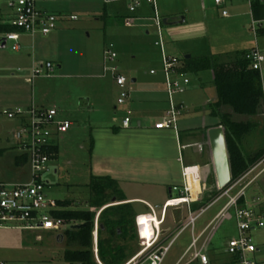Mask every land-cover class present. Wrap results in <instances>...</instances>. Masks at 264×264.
Segmentation results:
<instances>
[{
  "label": "rangeland",
  "instance_id": "374dc122",
  "mask_svg": "<svg viewBox=\"0 0 264 264\" xmlns=\"http://www.w3.org/2000/svg\"><path fill=\"white\" fill-rule=\"evenodd\" d=\"M3 1L0 0L1 3ZM47 1L53 2L56 6L49 7L46 11L62 17L60 19L63 23L58 26L60 27L58 29H61L58 31L61 33L56 41H43L34 44V50L38 49L34 57L37 62L34 65L50 60L55 66L52 74L47 77L43 75L42 71L32 81L29 79L27 83L24 81L23 75L26 70L30 74L33 66L29 65L30 61H28V57L30 59L33 57L31 51L27 55V51L22 45L21 50L17 52L11 48V41H7L5 47L0 48V148H2L0 180L5 183H22L29 182L31 179L27 163L19 166L15 164V157L20 153L14 147L10 134L15 128V123L1 113L2 109L15 104L16 97L19 95H23L30 102L33 100L36 105L55 106L58 109V117L68 119L71 125L56 141L58 149L56 158L49 160L48 170L41 175L42 181L46 182L45 194L55 200H71V209L89 208L95 211L96 217L104 206L96 207L90 204L95 191L88 188L87 184L91 175L103 173L95 170V165L100 164V161H92L91 158L92 138L99 131L95 125L97 117L109 118L117 97V90L110 76L101 77L102 52L106 44L113 43L119 72L127 79V85L134 73H142L151 66L159 65V62L161 64V61H158L159 48L154 45L157 33L155 27L150 29L148 34L146 33L143 24L151 23L147 20L139 22L135 19L132 25H124V14H133L137 11L129 13L126 1L125 3L122 0H114L107 4L104 3V0ZM197 4L198 6L200 4L198 0L194 4L195 8H198ZM204 8L207 16L204 23L200 24L201 16L197 12L194 11L193 14L199 24L194 28L197 38L189 44L194 53H205L210 50L225 56L235 48L243 49L248 44L252 47L256 43L264 54V35H259L256 39L252 35L249 28V6L246 0L228 1L226 4L230 13L228 18L220 15L214 0H204ZM164 29L165 26L162 25L164 45L167 47L169 43L165 38ZM167 37L170 40V45L175 47L187 45L182 41H172L173 37L169 32ZM34 39L37 41L38 36ZM28 40L24 38V42L28 43ZM20 42L22 44L23 41L20 40ZM60 60H62V67L58 68V64H61ZM201 73L204 75L202 84L199 73L185 74L192 83L189 90L195 87L194 95L205 93L208 98L213 96L212 98L215 97L214 100H216L217 90L213 69L209 68ZM179 94L174 95V98H177ZM233 118L243 121L254 120L258 124V127L247 136L243 148L245 145L249 152H253L264 145L263 114L257 116L235 114ZM246 149L244 148L248 153ZM209 180H211V185L207 193L208 196L217 188L216 181H213L211 177ZM261 182L264 186V181ZM133 190L140 193L142 187H134ZM119 193L117 189L111 191L110 188H106L103 191V198L109 202L108 204H113L111 198ZM247 195L249 201L259 198L262 207H264V194L257 186L252 185L248 188ZM223 203L224 201H220L210 207L197 221H203L213 216ZM130 206L134 214L148 211L141 203H133ZM156 211L157 214L160 213V209ZM173 223V218L168 213L165 224ZM189 233L190 229L187 228L176 237L161 264L174 263L173 255L177 249L183 247ZM235 234L233 211L229 210L212 227L210 250L219 258V264H226V261L229 260L230 256L225 250L226 243ZM252 237L259 248L254 258L258 264H264V231L256 229L252 232ZM98 238L106 241L108 239L107 231L98 233ZM112 244L125 247V251H127L125 262L141 247L136 236L134 238H114ZM64 249V237H57L53 231L0 228V261L7 264H68L63 258ZM92 249L94 261L99 264L93 245ZM105 256L109 257L108 250L105 251ZM136 264H144L143 258L138 259Z\"/></svg>",
  "mask_w": 264,
  "mask_h": 264
},
{
  "label": "built area",
  "instance_id": "2783aa9c",
  "mask_svg": "<svg viewBox=\"0 0 264 264\" xmlns=\"http://www.w3.org/2000/svg\"><path fill=\"white\" fill-rule=\"evenodd\" d=\"M114 1V0H106ZM128 3V11L133 13L143 3L150 5L152 9L151 20L157 33L155 44L159 48L161 70L164 77V89L167 96L168 107L163 117L154 123L156 129H171L178 136V120L183 111V105L176 103L174 95L183 93L189 85V78L179 72L181 57L169 54L165 49L162 35V17L159 14L156 0H122ZM228 0H214V4L220 7L221 14L228 16V10L223 6ZM249 6V28L256 39L264 34V16L256 17L253 14L251 4L254 0H246ZM264 4V0H258ZM4 6L8 10L5 22L15 26L17 30L0 33V38L6 42L11 41V48L19 51L22 47L21 35L31 38L39 35L46 36L57 28L60 15L42 10L37 6V0H4L0 2V8ZM133 17L124 18L126 25L130 24ZM117 54L113 43L104 46L102 52V74H110L119 87L118 103H123L128 96L126 86L127 79L118 71L116 64ZM245 58L250 61L253 69L259 73L262 90V109L264 115V54L255 43L250 47ZM54 65L51 61H44L32 66L29 79L32 81L43 71V75L49 77ZM154 71L151 70V73ZM1 113L13 120L15 128L11 131L13 145L26 157V163L30 168L31 179L29 182L5 183L0 180V228H16L24 230H47L57 235L62 234L67 228H73L75 221H65L53 215V211L59 209L55 199L45 194L46 182L41 175L48 170L47 163L54 154L48 151L50 146L56 145L62 133H65L71 122L68 119L58 117V109L55 106L46 107L34 104L33 100L28 105L11 106L2 109ZM123 127L130 125L129 113L121 121ZM264 154L251 164L240 176L230 181L223 188H216L218 193L201 207L192 209V193L189 184V174L186 168L182 169V185L173 186L171 189L178 191L179 195L170 197L161 205L157 214L156 206L145 203L148 211L139 213L134 218L136 238L140 249L124 264H136L142 259L144 264H161L169 252L176 237L186 228L192 232L197 219L210 207L220 201H224L219 210L202 231V234L193 235L190 244L180 255L174 264H191L199 260L202 264H208L209 259L204 252L212 235L213 224L218 222L229 210L233 211L236 234L227 241L226 253L234 257V264H258L254 258L259 251L252 232L256 229L264 231V207L259 198L248 199L247 190L252 185L257 186L264 194ZM243 199V202H241ZM186 205L187 215L175 234L162 240L163 224L165 222L166 209ZM149 215L150 232L140 218ZM206 232V233H205ZM92 244L95 257L98 244V215L94 219L92 230ZM0 264H7L0 261Z\"/></svg>",
  "mask_w": 264,
  "mask_h": 264
},
{
  "label": "crops",
  "instance_id": "0c3cea01",
  "mask_svg": "<svg viewBox=\"0 0 264 264\" xmlns=\"http://www.w3.org/2000/svg\"><path fill=\"white\" fill-rule=\"evenodd\" d=\"M156 1L159 14L162 17V23L165 26V38L169 43L167 47L165 45V49L169 54L177 57H183L187 54H189L190 57L219 54L213 53L210 50L205 53L197 54L193 52L189 45L192 40L197 38L194 28L199 25L193 15L194 11L201 16L200 24L207 20L204 0H198L200 3L199 6L197 4L198 8H195L194 5L197 0ZM228 1L223 6L225 9H227L226 4ZM109 2L111 1L107 2L104 0L105 4ZM126 4L128 7V3ZM37 5L43 10L56 6L53 2L49 3L47 0H37ZM139 8L136 9L137 11L133 14H124V18L127 16L133 17L130 24L126 25L124 23V25H132L135 19L139 22L145 20L150 21V24H143L145 27L143 28L146 29V33L148 34L150 29H154L150 16L152 15V9L147 3L141 4ZM217 8L222 17L228 18L230 16L229 12L228 16H223L220 7L217 6ZM1 12L3 20L6 21L9 13L8 10L4 6H1ZM58 21L57 28L54 31L46 36L37 35V41L34 39L36 36L31 38L28 35H21V41H23L22 45L27 51L26 54L28 55L29 51H31L33 56L31 59L28 57V61H30L29 65H33L37 62L34 58L36 51L38 52V49L34 50V44L36 42H53L58 40L61 33L58 31L61 30L58 29L60 28L58 26L60 23H63L62 19ZM167 31L172 35V41H182L187 45L183 47H179L180 45L177 47L170 45ZM24 38L29 39L28 43L24 42ZM154 45H156L155 42ZM250 47L251 45L248 44V46L245 45L243 49L235 48L234 50H244ZM159 57L158 61H160ZM60 62L61 64H58V68L62 67V60H60ZM26 65V67H28V64ZM181 65L182 61L179 68H181ZM151 70L154 72L151 73ZM202 71L204 70L197 72L199 73L201 84L204 81V75L201 73ZM28 72L29 71L26 70L23 75V79L27 83L30 77ZM182 74H186V72H182ZM107 75L110 76L116 87L117 97L115 105L112 107L113 110L109 114L110 117L104 118L98 116L95 122V125H97L96 129L99 131L92 138L91 158L92 161H100V164L95 165V170L103 174L91 176H107L114 181L116 189L120 192V198L123 200L116 201L115 199L117 198L114 196L111 198V200H114L113 204L130 203L132 205L133 203H141L147 208L145 203H149L152 206H156V210H158L161 209V205L168 198L179 195L178 191L172 190L171 188L173 186L181 187L182 169L186 168L189 174V184H196L199 186L195 197L192 199L191 207L194 206L195 209L199 208L203 197L208 196L207 193L211 185V180H209L210 177L213 181H216L214 160L208 136V130L210 128L219 126L218 118L211 115L209 107V104L215 101V97L212 98V96L208 98L205 93L194 95L193 92H195V87L189 90L192 86L191 80L189 79L188 89H185L182 94L174 98L176 103L183 105V111L178 120V136H176L171 129H156L154 127V123L163 117L168 107L160 62L159 65L151 66L142 73H134L132 75L129 84L126 85L128 96L123 103L117 102L119 87L116 85L113 77L110 74H101V77ZM16 99L17 101L15 104L9 105L8 107L18 105L25 106L30 103V100L28 101L23 95H19ZM90 106L92 107L91 103ZM128 113L130 116V125L128 127H123L121 121ZM16 165L19 166L21 164ZM134 187H142V191L136 193L134 192L135 190H133ZM168 213L173 218L174 223L171 225L165 224ZM137 214L139 213H136V215ZM186 215L187 208L185 204L166 209L165 222L162 226L163 241H166V239H169L171 235H173L175 230L178 229L185 220ZM213 216L203 221L196 222L193 231H190L183 247L177 249L174 253V263L190 244L192 234H202V231ZM202 239L203 234L200 241H202ZM210 241L204 250L209 259L208 264H219V258L210 250ZM191 264L202 263L196 260ZM226 264H234L232 256L226 261Z\"/></svg>",
  "mask_w": 264,
  "mask_h": 264
},
{
  "label": "trees",
  "instance_id": "16d2710c",
  "mask_svg": "<svg viewBox=\"0 0 264 264\" xmlns=\"http://www.w3.org/2000/svg\"><path fill=\"white\" fill-rule=\"evenodd\" d=\"M254 16H264V4L254 0L251 4ZM17 30V28L2 18L0 8V33ZM248 49L234 50L230 53L202 55L197 57H181L182 65L179 72L197 73L201 70L213 69L217 98L209 104L211 115L218 118L223 127L226 147L229 157L231 179L240 176L251 164L264 154V145L255 151L245 152L243 143L258 124L254 120H236L233 115L257 116L263 114L262 90L259 73L245 58ZM48 151L55 156L58 153L57 145L50 146ZM0 149V154H1ZM16 164L26 163V157L17 155ZM88 188L94 189L95 194L90 204L103 207L98 214V233L107 231L108 239L98 238V256L102 264H123L126 261V252L123 245L112 244L114 238H134L136 236L134 214L130 203L108 204L103 198V191L110 188L116 190L114 181L107 176H91ZM118 191V190H117ZM219 190L212 191L209 196L203 197L200 206L205 205ZM116 201H122L120 195H115ZM113 198V197H112ZM59 209L53 215L65 221H75L79 227L67 228L62 236L65 239L63 252L64 261L68 264H97L94 261L92 249V230L94 227L95 211L87 209H71L72 201L68 199L56 200ZM243 202V199H241ZM106 205V206H105ZM192 209H195L192 206ZM109 257L106 258L105 251ZM138 251V250H137ZM136 251V252H137ZM136 252L129 256L132 257ZM233 261L235 260L234 257Z\"/></svg>",
  "mask_w": 264,
  "mask_h": 264
},
{
  "label": "water",
  "instance_id": "95a60500",
  "mask_svg": "<svg viewBox=\"0 0 264 264\" xmlns=\"http://www.w3.org/2000/svg\"><path fill=\"white\" fill-rule=\"evenodd\" d=\"M6 45L5 38H0V48H4ZM189 58L190 55H185ZM209 141L211 145L213 162L215 168L216 182L218 188H223L231 179L229 157L226 147L225 135L222 126L212 127L208 130ZM52 159L56 158L55 155L51 156ZM114 202V200H112ZM79 224L73 227H79ZM63 238L62 234L57 235V237Z\"/></svg>",
  "mask_w": 264,
  "mask_h": 264
},
{
  "label": "bare ground",
  "instance_id": "6f19581e",
  "mask_svg": "<svg viewBox=\"0 0 264 264\" xmlns=\"http://www.w3.org/2000/svg\"><path fill=\"white\" fill-rule=\"evenodd\" d=\"M198 185L196 184H190V189H191V193H192V197H195L196 195V192L198 191ZM151 216L149 215H145L143 217L140 218V220L145 223V227L148 229V233L147 235L149 234L150 232V222H149V219H150Z\"/></svg>",
  "mask_w": 264,
  "mask_h": 264
}]
</instances>
